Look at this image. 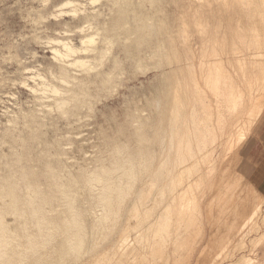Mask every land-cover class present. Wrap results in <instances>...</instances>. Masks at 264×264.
I'll use <instances>...</instances> for the list:
<instances>
[{
    "label": "rangeland",
    "instance_id": "1",
    "mask_svg": "<svg viewBox=\"0 0 264 264\" xmlns=\"http://www.w3.org/2000/svg\"><path fill=\"white\" fill-rule=\"evenodd\" d=\"M259 34H264V0H0V239L2 238L0 250L4 252L10 245L15 248L18 245L17 251L25 256L23 260H27L22 264H37L34 263V258L37 257L40 258L41 264H52L54 263L52 258L57 255L58 247L66 244L78 229L76 226L68 227L66 224L69 223L64 221L73 218L70 217L72 211L81 212L80 225L88 235L87 242L91 252L90 250L88 253L82 252L76 260L70 261L67 258L65 262L107 264L108 256L117 251V248L112 252L103 250L107 249L111 239L107 236L101 237L108 220L104 218L105 206L99 197V186L106 187L102 192L109 190L107 188L109 184L115 188V196H112L111 200L113 204L111 216L118 230L123 224L124 217L128 216V231L135 234L136 227L140 221L142 222L145 213L143 208L139 207L130 213L126 211L134 201L132 198L140 196L139 185L147 176L146 169L140 170L141 153L152 152L155 155L161 153L160 148H164L161 157L158 156L151 165L153 170L163 159L168 148V137L164 142L166 145L158 144L159 131L163 132L167 127L164 132L167 133L171 117L178 115L176 119L179 121L178 117L182 114L184 118L179 121H182V124L174 119L175 126L183 125L184 128L173 125L175 138L174 151L173 154L171 153L178 163L176 165H179V171L176 170L179 181H175L178 188L173 194L169 196L166 194V198L161 197L163 200L159 202L160 207L164 206L161 207L162 210L167 209L165 212L174 214L175 211H180L181 215L176 213L177 216L175 214L172 217L171 226L167 225L163 229V236L167 234L165 236L167 242L166 238L162 237L163 242L160 240L158 243L162 245L167 243L170 256L173 257L175 254L178 256L175 260L176 264L187 261L186 254H190L191 251L188 253V250L193 246L196 251L194 249L193 254L191 252L192 257L187 264H203L206 260H211L210 264L213 262L214 264H264L262 255L264 254V216H262L264 203L254 215L256 217L252 220L250 218L251 222L248 220L242 230L236 229L232 232V229H229V224L236 216L241 215L245 218L248 209L253 210L257 205L256 192L262 193L261 198H264V186H262L264 182L261 181L264 174L259 173V170L264 168V120L260 129L257 127L258 124L250 125L252 119L249 118L250 109L246 108V103L251 97L254 101L258 93L254 92L249 97V92H246L248 81L243 70L244 61V64L252 67V63L259 55L260 62L264 57L262 45L252 52L249 51L250 53L247 51L251 45L255 46ZM210 55L220 58L214 57L212 60ZM214 61L222 66L217 67L218 63L215 65ZM187 64L191 65L190 69L193 70L195 67L194 70L197 71L188 73L189 67L187 66V69L185 67ZM187 74L191 75L190 80ZM192 75L195 80L191 81ZM206 75L210 76V79ZM214 75L217 77L213 78ZM223 75L226 76L225 80L231 87L227 86L225 91H220L223 88ZM201 76L203 79L212 80L211 82L216 80L217 85L212 83L214 85L212 86L211 82H206L207 79L203 80ZM177 80L180 85L187 81V84L185 82L183 84L190 89H193L196 83L198 84L195 87L200 84L201 88L198 86L196 90H199L197 91L199 93L202 90L206 92L205 99L210 98L209 102L207 99L204 102L202 94L192 93L196 100L190 97V103H186L181 92L175 91L179 86ZM201 80L207 87L210 85L209 91ZM192 83L194 85H191ZM219 83L222 88L219 87ZM170 87L175 92L172 93ZM237 87L245 90L244 97L240 94L241 98L235 91ZM213 88L219 89L218 96L214 95L216 91L213 92ZM210 90L213 95H210L212 94ZM172 94L183 101L182 103L180 99L178 100L181 106L175 103L178 101ZM232 95L236 99L241 98L237 103L241 106L237 105L235 109L227 104L234 99ZM173 99L176 101L174 102ZM215 100L219 101L218 106L220 104L221 108L215 105ZM196 103H199L198 106ZM193 105L199 108V111ZM207 105H209V114L203 109ZM172 107L176 110H171ZM194 108L196 109L192 110ZM196 110L199 117L207 118L205 120H208L206 123L209 125L206 128L198 125L200 123L196 118ZM235 110L239 115L241 113L240 117ZM215 112H219L218 115ZM190 117H194L197 122L192 121V118L189 119ZM198 128L201 130L197 131ZM228 128L233 130L228 132ZM251 129L258 131L255 148L258 149L259 155L254 162L249 160V155L242 158L245 144L242 146L240 144L245 143ZM230 134L232 136H229ZM236 138L245 141L239 142ZM153 143L157 145L156 148ZM177 146L183 149L179 150ZM241 161L256 173L244 174V167L240 168L243 165ZM151 169L149 168V172ZM133 170L137 173L134 179H132ZM107 171H111L110 175H107ZM108 176L109 179L106 178ZM99 177L104 179L101 184L96 183ZM146 179V185L150 184L149 192H147L148 187L145 191L151 194L156 189V184L151 183L152 180L150 181L149 178ZM89 185H95L96 188L91 189ZM89 187L92 195L88 192ZM122 189H128V192L125 193L123 202L119 206ZM155 192L152 193V198L156 197ZM245 196L246 200H249L247 204H245ZM115 197L118 200L114 199ZM250 197H253L252 201ZM209 215L215 216L213 221L215 223L211 222V224H215L217 236L213 235L210 242L209 248L212 252L201 255L199 252L206 243V237L197 239L196 226H193V222L205 224L206 229L205 218L210 217ZM178 223L181 225L175 229L172 224ZM185 224H188V227L191 225V232ZM10 238L13 241H10ZM170 238L172 241L168 240ZM185 239L188 240V244L184 243ZM180 241L183 244H180ZM191 241L199 243L200 246L193 243L194 245L190 247ZM257 243L263 245L259 246ZM251 247H255V250L251 251L253 250ZM172 249L175 253H172ZM87 254H90L89 257ZM148 257L153 258L151 254ZM3 261L5 262L0 258V264H8Z\"/></svg>",
    "mask_w": 264,
    "mask_h": 264
},
{
    "label": "bare ground",
    "instance_id": "2",
    "mask_svg": "<svg viewBox=\"0 0 264 264\" xmlns=\"http://www.w3.org/2000/svg\"><path fill=\"white\" fill-rule=\"evenodd\" d=\"M132 12V11H131ZM126 20V19H125ZM118 22V21H117ZM122 24V23H121ZM129 24V23H128ZM123 25V24H122ZM202 27H204V26H202ZM117 28V27H116ZM199 28V27H198ZM115 29V28H114ZM126 28H124V30H125ZM148 29V28H147ZM202 30V29H201ZM148 31V30H147ZM204 31V30H203ZM201 32V31H200ZM129 34V33H128ZM202 35V34H201ZM200 35V36H201ZM207 35H208V33H207ZM257 36V35H256ZM259 36H260V38H259ZM240 37V36H239ZM170 38V37H169ZM204 38V37H203ZM206 38V37H205ZM257 39V40H256ZM255 40H256V42H255V46L254 45H251L248 49H247V51L249 52H252L254 49H256V48H258L260 45H262V46H264V34H259L258 35V37L256 38ZM133 40V39H132ZM203 41V40H202ZM217 41V40H216ZM233 41V40H232ZM164 42V41H163ZM213 44V43H212ZM248 44V43H247ZM65 46V45H64ZM246 47V46H245ZM65 48V47H64ZM67 48V47H66ZM260 48V47H259ZM204 49V48H203ZM233 49V48H232ZM235 49V48H234ZM209 50V49H208ZM213 50H215V49H213ZM69 51V50H68ZM67 51V52H68ZM204 51H206V50H204ZM223 51V50H222ZM225 51V50H224ZM73 52V51H72ZM249 52V53H250ZM256 52V51H255ZM70 53V52H69ZM73 53H75V52H73ZM213 53V52H212ZM216 53V52H215ZM242 53V52H241ZM184 54V53H183ZM186 54V53H185ZM222 54V53H221ZM227 54V53H226ZM64 55V54H63ZM176 55V54H175ZM187 55H189L188 54V52H187ZM206 55H208V54H205V56ZM213 55V54H212ZM212 55H210L209 57H211ZM215 55V54H214ZM217 56H218V53L216 54ZM62 56V55H61ZM184 56H186V55H184ZM256 56V55H255ZM258 56V55H257ZM260 56V55H259ZM257 57V59H255L254 60V63H252V67H248V65H246V64H244V62H243V70H244V76L247 78V81H248V84H247V86H248V91H246V92H249V94H250V96L249 97H251L252 95H253V93L254 92H256V93H258L257 94V97L255 98V100L253 101V99H252V97H251V99L249 100V102L248 103H246V108L247 109H250V114H249V116L251 115V117H249V118H251L252 119V121H251V123H250V125H253V124H256V122L260 119V117L262 116V114L264 113V60H263V58L261 59V62L259 61L260 59H258V58H260V57ZM67 57V56H66ZM176 57V56H175ZM187 57H189V56H187ZM214 57L215 58H217V59H219L220 57H216V56H212L211 57V59L213 60L214 59ZM227 57V56H226ZM262 57V56H261ZM177 58V57H176ZM186 58V57H185ZM233 58V57H232ZM242 58V57H241ZM63 59V58H62ZM67 59V58H66ZM187 60H188V58H186ZM192 59H193V57H192ZM223 59V58H222ZM240 59V58H239ZM244 59V58H243ZM69 60V57H68V59H67V61ZM190 60H191V58H190ZM206 60V59H205ZM221 60V59H220ZM219 60V61H220ZM234 60V59H233ZM61 61V60H60ZM66 61V60H65ZM64 61V62H65ZM176 61V60H175ZM217 61V60H216ZM224 61V60H223ZM223 61H222V63H223ZM251 61V60H250ZM256 61V62H255ZM209 62H210V60H209ZM212 62V61H211ZM227 62V61H226ZM239 62V61H238ZM248 62V61H247ZM180 63H182V62H180ZM186 63H187V61H186ZM195 63V62H194ZM216 63H218V62H216ZM216 63H215V61H214V64L216 65ZM221 63V62H220ZM192 65H193V63H191ZM183 65V64H182ZM199 65H200V63H199ZM212 65V64H211ZM218 65H219V63L217 64V67H218ZM251 65V64H250ZM187 66H188V64L187 65H185V67H186V69H187ZM189 66H191V65H189ZM188 66V67H189ZM194 66V65H193ZM208 66H210V64L208 65ZM219 66H222V65H219ZM223 66H224V64H223ZM199 68H200V66H198ZM183 68H184V66H183ZM190 68H192V67H189L188 68V73H190L189 71H192L191 73H193V71H197V70H194V68H193V70L192 69H190ZM203 68V67H202ZM220 68V67H219ZM224 69H226L225 67H223ZM230 68V67H229ZM212 69H213V67H212ZM239 69H241V67H239ZM181 70L183 71V69L181 68ZM211 70V69H210ZM227 70V69H226ZM199 71V70H198ZM205 71H207V70H205ZM209 71V70H208ZM212 71V70H211ZM215 71H216V69H215ZM221 71V70H220ZM173 72V71H172ZM175 72V71H174ZM173 72V73H174ZM200 72H202V70L200 71ZM199 72V73H200ZM218 72V71H217ZM224 72V71H223ZM243 72V71H242ZM182 73V72H181ZM205 73V72H204ZM206 73H208L209 75H210V73L209 72H206ZM211 73H213L214 74V72L212 71ZM219 73H221V72H219ZM219 73H217V76H218V74ZM226 73H228V71H226ZM230 73V72H229ZM183 75H184V73H182ZM182 74H181V76H182ZM224 74V73H223ZM234 74H236V73H234ZM172 75V74H171ZM187 75H189V74H187ZM197 75V74H196ZM199 75H201V74H199ZM202 75H203V73H202ZM177 76V75H176ZM180 76V77H181ZM190 76L191 75H189L188 77V79L190 80ZM194 76H195V74H194ZM207 76V78L208 79H210L209 77H208V75H206ZM215 76V75H214ZM213 76V78H216L217 76H215L214 77ZM236 77H237V75H236ZM169 78V77H168ZM175 78V79H174ZM174 78H173V80L175 81L176 80V77L174 76ZM177 78H178V76H177ZM186 78V77H185ZM192 78H193V75H192ZM199 78H200V76H199ZM207 78H202V76H201V79H203V80H206ZM212 78V77H211ZM212 78V79H213ZM239 78V77H238ZM180 79V78H179ZM181 79H183V77H181ZM195 79H196V76H195ZM194 78L193 79H191V81L192 80H195ZM207 79V80H208ZM218 79V78H217ZM226 76L225 75H223V80H222V82H223V88L221 87V84H220V88H222V89H220V91H225V89H226V87L227 86H230V84L229 83H227L226 82ZM237 79V78H236ZM241 79V78H240ZM171 80V79H170ZM183 80H185V79H183ZM197 80V79H196ZM200 80V79H199ZM203 80H201V81H203ZM206 80V82H211L212 80H208L207 81ZM213 80H215V79H213ZM219 80V79H218ZM172 81V80H171ZM200 81V82H201ZM234 81V80H233ZM244 81V80H243ZM170 82V81H169ZM178 84H179V80H177L176 81ZM176 82H175V87H176ZM185 82V81H184ZM184 82H182L181 83V85L179 84V86L177 87V89H175V91H180L181 92V96L183 97V99L184 100H186V103H190L189 101H191V100H189L190 99V97H192V98H194L193 96H192V93L193 94H198V95H201L202 94V96L201 97H203V99H204V102H205V100L207 99H205V96H206V92H203V90L201 91V93H199V92H197V91H199V90H196V88L199 86L200 87V84L197 86V87H195L198 83H196V81H195V83H196V85L193 87V89H190V87L189 86H187V85H185V84H183ZM187 82V81H186ZM185 82V83H186ZM197 82H198V80H197ZM199 82V83H200ZM204 82V81H203ZM203 82H201V83H203ZM215 82H216V80H215ZM215 82H211V85H212V83L216 86L217 84L215 83ZM219 82V81H218ZM171 83V82H170ZM231 84H232V82H230ZM169 84V83H168ZM173 84V83H172ZM187 84V83H186ZM206 87H207V85H206V83L204 82L203 83ZM207 84H209V83H207ZM240 84H241V82H240ZM245 84V83H244ZM191 85H194L193 83L191 84ZM204 85H202L203 87H204ZM214 85H212V86H214ZM233 85H234V83H233ZM237 85V84H236ZM243 85V84H242ZM241 85V86H242ZM210 85H208V87H209ZM237 86H239V85H237ZM172 87V86H171ZM170 87V88H171ZM207 87V90L209 91V88ZM231 87V86H230ZM229 87V88H230ZM246 87V86H245ZM164 88V87H163ZM173 88V87H172ZM171 88V89H172ZM201 88V87H200ZM199 88V89H200ZM212 88V87H211ZM210 88V89H211ZM216 88V87H215ZM215 88H213L212 90H213V92L214 91H216L215 92V94L214 95H219L220 94V92L218 91L219 89H216V90H214ZM232 88H233V86H232ZM171 89H169V92H170V90ZM206 89V88H205ZM235 88H233V90H234ZM232 90V89H231ZM233 90L231 91V92H233ZM172 91H174L173 89L171 90V92ZM174 91V92H175ZM192 91V92H191ZM211 91V90H210ZM235 91H237L238 92V94H239V96L242 98V96L240 95V94H242L243 95V97L245 96V94H244V91H243V89H241V88H239V87H237V89L235 90ZM234 91V92H235ZM165 92V91H164ZM179 92V93H180ZM197 92V93H196ZM229 92H230V90H229ZM173 93V92H172ZM209 93V92H208ZM210 93H212V91L210 92ZM209 93V94H210ZM176 94H177V92H176ZM225 94V93H224ZM226 94H227V91H226ZM248 94V93H247ZM166 95V94H165ZM172 95H174V97L176 96L175 94H172ZM197 95V96H198ZM210 95H213V93L212 94H210ZM235 95H236V93H235ZM178 96V95H177ZM208 96V95H207ZM226 96V95H225ZM228 96V95H227ZM226 96V97H227ZM233 96V95H232ZM171 97V96H170ZM180 97V96H179ZM181 97V98H182ZM214 97V96H213ZM212 97V98H213ZM221 97V96H220ZM240 97H238V99H236L234 96L232 97V98H234V99H232L231 101H226L227 102V104H230V106H231V108L232 109H235L236 108V106L237 105H240V104H237L238 103V100L239 101H241V98ZM248 97V96H247ZM247 97H246V100H247ZM254 97V96H253ZM175 98H177V97H175ZM191 98V99H192ZM219 98V97H218ZM222 98V97H221ZM229 98H230V96H229ZM172 99V98H171ZM180 99V98H179ZM178 98L176 99L177 101L179 100ZM210 99V98H209ZM209 99H207V102H209L208 100ZM225 100L227 99V98H224ZM236 99V100H235ZM158 100V99H157ZM170 100V98L168 99V101ZM174 100V99H173ZM176 100H174V102L176 101ZM181 100V99H180ZM179 100V101H180ZM196 99L194 98V101H195ZM175 102V103H178V104H180V102H182L183 103V101L181 100L180 102ZM210 101H213V100H210ZM173 102V103H174ZM197 102V101H196ZM246 102V101H245ZM169 103V102H168ZM210 103H212V102H210ZM215 105L217 106V107H220V104H219V106H218V103H219V101H217V100H215ZM221 103V102H220ZM240 103V102H239ZM242 103V102H241ZM161 104V103H160ZM165 104V103H164ZM197 104V106H198V104L199 103H196ZM209 104V103H208ZM214 104V103H213ZM244 104V103H243ZM157 105V104H156ZM171 105V104H170ZM175 105V104H174ZM173 105V106H174ZM183 106H184V104H182ZM206 105V104H205ZM214 105V106H215ZM168 106H169V104H168ZM176 106H177V104H176ZM175 106V107H176ZM180 106H181V104H180ZM180 106H178V107H180ZM182 106V107H183ZM189 106V105H188ZM194 107H196L195 105H193ZM204 106V105H203ZM202 106V107H203ZM208 106L209 105H207V106H205L203 109H205L204 111H205V113L206 114H209V111H208ZM211 106V105H210ZM215 106V107H216ZM241 106V105H240ZM159 107V106H158ZM171 107V106H170ZM185 107V106H184ZM183 107V108H184ZM187 107V106H186ZM199 107H200V105H199ZM201 107V108H202ZM229 107V106H228ZM182 108V109H183ZM189 108H190V106H189ZM189 108H187L188 110H189ZM193 108V107H192ZM197 108V107H196ZM196 108H194V109H192V110H195ZM211 108H212V106H211ZM221 108V107H220ZM241 107H239V109H240ZM168 109V108H167ZM173 109V107L171 108V110ZM175 109V108H174ZM173 109V110H174ZM180 109V108H179ZM178 109V110H179ZM198 109V111H199V108H197ZM218 109V108H217ZM216 108H215V110H217ZM242 109H243V107H242ZM245 109V108H244ZM246 109V110H247ZM169 110V109H168ZM176 110V109H175ZM181 110V109H180ZM180 110H179V112H180ZM184 110H185V108H184ZM187 110V111H188ZM212 110H213V108H212ZM231 110V109H230ZM238 110V109H237ZM245 110V111H246ZM191 111V110H190ZM214 111V110H213ZM212 111V112H213ZM233 111V110H232ZM169 112V111H168ZM172 112V111H171ZM171 112H169V113H171ZM174 112V111H173ZM177 112V111H176ZM181 112H182V110H181ZM185 112V111H184ZM195 111H193V113H194ZM208 112V113H207ZM211 112V111H210ZM230 112V111H229ZM235 112H236V110H235ZM192 113V112H191ZM197 110H196V115H197ZM216 113V112H215ZM218 113L219 112H217L216 114L218 115ZM226 113V112H225ZM234 113V112H233ZM237 113V112H236ZM236 113H235V115H236ZM240 113V112H239ZM246 113V112H245ZM174 114H177V113H174ZM189 114V116H190V113H188ZM213 114H214V112H213ZM232 114V113H231ZM238 114V113H237ZM166 115V114H165ZM169 115V114H168ZM172 114H170V116H171ZM181 115V117L179 118L178 117V119H179V121H180V119L183 117V115L182 114H180ZM186 115V114H185ZM194 115V114H193ZM192 114H191V116H193ZM220 115H222V114H220ZM219 115V116H220ZM239 115V114H238ZM237 115V116H238ZM244 115H246V114H244ZM243 115V116H244ZM167 116V115H166ZM178 116V115H177ZM177 116L176 117H171V122L170 121H168V122H170L169 123V130L167 131V133H164L165 132V130L167 129V127H165L164 128V130H163V132H160L159 131V137L157 138V141H158V144L161 146V144L163 145V143L165 142V139H167V137H168V148H167V150H166V152H165V154H164V156H163V159L162 160H160V163L152 170L151 169V165L152 164H154L155 163V160H156V158L158 157V158H160L161 157V154L164 152V148H160V149H162V150H160L161 151V153H158V154H155V155H153V153L152 152H150V154H148V153H146V152H142L141 154V163H140V170L142 171V170H145L146 169V172H147V176L145 177V180H147L146 178H149V180L151 181V183H155L156 185H155V188L156 189H154V191L152 192V193H154L155 191V193H156V197L154 196V198H152L153 196H152V193L150 194V193H147V192H149V184L150 183H148L147 185H146V182H145V180L143 179L142 180V182L140 183V189H139V191H140V196L139 197H137V198H132V199H134V201H132V203H131V206L127 209V213H130L131 211H133V210H135V209H137L138 207L139 208H143V211H144V213H142V214H144V217H143V219H142V222L140 221V220H138V223H139V221H140V223H139V225L136 227L137 228V232H136V230H135V234H132V233H130L129 231H128V216L126 217H124V219H123V224L121 225V228H120V230H118L117 228H118V226L116 227V222L114 221V219H113V217L111 216V212H113V204H112V202H111V200L113 199L112 198V196H115V193H114V189L115 188H113V186H111L109 183V185H108V187L107 188H109V190L108 191H103L102 192V190L103 189H105L106 187H104V186H99V187H97V188H99V192H100V195H99V197H101L100 198V200H102L103 202H104V206H105V215H104V218L106 219L107 218V220H108V222H106L105 223V225H104V228H105V231L103 232L104 234H103V236H101V235H99V236H101V237H108V239H111L110 240V242H109V244H108V247H107V249H103V250H106V252H112V251H114L113 249L114 248H117V251H115L114 253H112V255L109 253V255H111V256H108L109 258H108V260L106 261L107 262V264H176V262H175V260H177V258H178V256L175 254V256H170V252H169V248H168V246H167V238L165 237V236H163V229H165L166 227H167V225H170L171 226V224L170 223H172V217H174V215L177 213V214H179V216L181 215V212L179 211H175V210H173V211H175L176 213H168V211L167 212H165V209L164 210H162L161 209V207H164V206H161L160 207V203L159 202H161L163 199L162 198H164L165 197V195L167 194L168 196L170 195V194H173L174 192H175V190L178 188H176V186H177V183H175V181H179L178 179H177V171L176 170H178V166L179 165H176V161L174 160L175 158H173L171 155L173 154V152L172 151H174L173 149H174V138H175V133H174V129H173V127L175 126V124H174V119H176L177 118ZM241 116V113H240V115H239V117ZM195 117V116H194ZM194 117H190L189 119H191L192 118V121H195V122H197L195 119H194ZM222 117V116H221ZM248 117V116H247ZM169 118V117H168ZM184 118V117H183ZM186 118V117H185ZM196 118L199 120V123L200 124H198V125H200V127H207L208 125H207V121L205 120V119H207V118H201V117H199L198 115L196 116ZM218 118V117H217ZM224 118V117H223ZM226 118H228V117H226ZM230 118V117H229ZM231 118H233V117H231ZM235 118V117H234ZM248 118V119H249ZM165 119V118H164ZM194 119V120H193ZM235 119H237V118H235ZM182 120V119H181ZM185 120H187V119H185ZM221 120V119H220ZM231 120H233V119H231ZM239 120V119H238ZM175 121H178L177 119L175 120ZM178 121V122H179ZM184 121V120H183ZM189 121V120H188ZM201 121H202V123H201ZM210 121V120H209ZM240 121V120H239ZM248 121V120H247ZM178 122H176V123H178ZM182 122V121H181ZM181 122H179L180 124H182ZM184 122H186V121H184ZM194 122V123H195ZM217 122H218V120H217ZM143 123V122H142ZM179 123H178V125H179ZM190 123H191V121H190ZM231 123V122H230ZM238 123V122H237ZM141 124V123H140ZM187 124H188V122H187ZM196 124V123H195ZM228 124V123H227ZM174 125V126H173ZM231 125V124H230ZM233 125H235V123L233 124ZM241 125V124H240ZM165 126V125H164ZM176 126H177V124H176ZM175 126V127H176ZM185 126V125H184ZM191 126H194V124H191ZM197 126V125H196ZM226 126V125H225ZM228 126V125H227ZM232 126V125H231ZM246 126V125H245ZM177 127H179V128H181L182 129V127H183V125L182 126H177ZM189 127V126H188ZM199 127V126H198ZM238 127V126H237ZM251 126H249V128H250ZM253 127V126H252ZM179 128H177V130H179ZM184 128V127H183ZM192 128V127H191ZM196 128V127H195ZM162 129V128H161ZM180 129V130H181ZM187 129V128H186ZM193 129V128H192ZM225 129V128H224ZM201 129H197V131H200ZM226 130H227V128H226ZM229 130H233V129H230V128H228V132H229ZM242 130H243V128H242ZM244 130H246V129H244ZM186 131L187 130H185V133H186ZM203 131V130H202ZM247 131V130H246ZM180 132V131H179ZM232 132H234V131H232ZM238 132H239V130H238ZM250 132V131H249ZM133 133H136V132H133ZM132 133V134H133ZM184 133V132H183ZM237 133V132H236ZM167 134V135H166ZM187 134H188V132H187ZM227 134V133H226ZM239 135H240V132L238 133ZM243 134V133H242ZM238 135V136H239ZM244 135V134H243ZM137 136V135H136ZM181 136H183V135H181ZM228 136V135H227ZM229 136H232L231 134L229 135ZM242 136V135H241ZM246 136V135H245ZM140 137V136H139ZM179 137V136H178ZM196 137H198L197 136V134H196ZM199 137H201V136H199ZM142 138V137H141ZM140 138V139H141ZM148 138V137H147ZM181 138V137H180ZM184 138H186V137H182V139H184ZM246 138V137H245ZM134 139V138H133ZM187 139V138H186ZM231 139V138H230ZM237 139V138H236ZM198 140V139H197ZM203 140V139H202ZM238 140V139H237ZM240 140H244V139H240ZM240 140H238L239 142H240ZM143 141V140H142ZM192 141V140H191ZM229 141V140H228ZM245 141V140H244ZM237 142V141H236ZM144 143V142H143ZM149 143H150V141H149ZM181 142H179V144H180ZM198 143V142H197ZM233 143V142H232ZM243 143V142H242ZM240 143L241 144V146L242 145H244L245 143ZM146 144H148V143H146ZM165 145H166V143H164ZM178 144V146H180ZM191 144V143H190ZM201 144H203V142L201 143ZM238 144V143H237ZM236 144V145H237ZM123 145V144H122ZM152 145H156L155 143H153ZM127 146V145H126ZM164 146V145H163ZM177 146V148L179 149V147ZM194 146V145H193ZM240 146V147H241ZM117 147V146H116ZM148 147V146H147ZM157 147V145L155 146V148ZM181 147V146H180ZM197 147H198V145H197ZM151 148H153V147H151ZM166 148V147H165ZM199 148V147H198ZM126 149H127V147H126ZM130 149V148H129ZM144 149V148H143ZM178 149H177V152H178ZM181 150L183 149V147L182 148H180ZM179 149V150H180ZM202 148H200V150H201ZM205 149V148H204ZM117 151H118V149H116ZM133 150V149H132ZM186 150V149H185ZM141 151H142V149H141ZM144 151H145V149H144ZM176 151V150H175ZM204 151V150H203ZM128 152V151H127ZM156 152V151H155ZM195 152V151H194ZM172 153V154H171ZM243 153V152H242ZM178 154V153H177ZM196 154V153H195ZM118 155H120L119 153H118ZM174 155H175V153H174ZM180 155V154H179ZM237 155H239V154H237ZM129 157H130V154H129ZM128 157V158H129ZM175 157V156H174ZM180 158H181V156H179ZM178 157V158H179ZM239 156H237V158H238ZM177 158V157H176ZM177 158V159H178ZM183 158V157H182ZM191 158V157H190ZM180 160V159H179ZM237 160H240V159H237ZM175 161V162H174ZM192 161V160H191ZM236 161V160H235ZM158 162H159V160H158ZM157 162V163H158ZM240 162V161H239ZM242 162V161H241ZM243 163V162H242ZM246 163V162H245ZM178 164V163H177ZM194 164V163H193ZM238 164V163H237ZM183 165V164H182ZM185 165V164H184ZM111 166H113V165H111ZM192 167V166H191ZM242 167H244V163H243V165L240 167L241 169H242ZM121 168V167H120ZM138 168V167H137ZM149 168L151 169V171L149 172ZM122 169V168H121ZM187 169V168H186ZM212 169H213V167H212ZM234 169V168H233ZM194 170V169H193ZM232 170V169H231ZM135 171H137V170H135ZM179 171V170H178ZM180 171H182V170H180ZM234 171V170H233ZM102 172V171H101ZM110 172L111 171H107V175H110ZM193 172V171H192ZM59 173V172H58ZM180 173V172H179ZM259 173H261V174H264V168H262V169H260L259 170ZM184 174V173H183ZM92 175V174H91ZM45 176V175H44ZM100 176V175H99ZM135 176H137V173L136 172H134V170H133V172H132V179H134L133 177H135ZM180 176H181V173H180ZM220 176V175H219ZM218 176V177H219ZM262 176V175H261ZM175 177H176V179H175ZM228 177V176H227ZM24 178V177H23ZM106 178H108L109 179V176L108 177H106ZM179 178V177H178ZM229 178V177H228ZM233 178V177H232ZM236 178L237 177H235L234 178V180H236ZM262 178V177H261ZM58 179V178H57ZM136 179V178H135ZM184 179V178H183ZM28 180V179H27ZM193 180V179H192ZM25 181V180H24ZM50 181V180H49ZM104 182V179H102V177H99V178H97L96 179V183L98 184H101L100 182ZM141 181V180H140ZM139 181V182H140ZM181 181V180H180ZM227 181V180H226ZM262 182H264V178L261 180ZM52 182V181H51ZM145 182V183H144ZM195 182V181H194ZM199 182V181H198ZM54 183V182H53ZM179 183V182H178ZM225 183V182H224ZM137 184V183H136ZM187 184V183H186ZM138 185V184H137ZM153 185V184H152ZM151 185V186H152ZM14 186V185H13ZM90 186V185H89ZM180 186V185H179ZM190 186V185H189ZM262 186H264V184H262ZM16 187V186H15ZM91 187V189H93V188H96V186L95 185H91L90 186ZM90 187L88 188L89 190H88V192L89 191H91L90 190ZM148 187V190H147V192L145 191L146 190V188ZM187 187V186H186ZM185 187V188H186ZM234 188H236V186H234ZM228 189H229V187H228ZM223 190H224V188H223ZM238 190V189H237ZM145 191V192H144ZM187 191V190H186ZM98 192V193H99ZM121 192H123V194L121 193V195H120V197H119V200H120V202L118 203L117 201V203L119 204V206H121V204H122V202H123V197H124V195H125V193L126 192H128V189L127 190H124V189H122V191ZM224 192V191H223ZM227 192V191H226ZM28 193V192H27ZM56 193H57V191H56ZM56 193H54V194H56ZM65 193V192H64ZM90 193V192H89ZM108 193V194H107ZM181 193V192H180ZM14 194V193H13ZM66 194V193H65ZM91 195H92V192L90 193ZM132 194V193H131ZM186 194V193H185ZM201 194V193H200ZM261 194L262 193H258V192H256L255 193V195L257 196L256 197V201H257V198H258V203H257V205H255V207L257 206V208H255L254 206V209L252 210V209H248V211H247V215H246V217L244 218L243 216H241V215H238V216H236L235 218H234V221L233 222H231V224H229V229H232V232L234 231L235 232V230L236 229H240V230H242L245 226H246V223L248 222V220H249V222H251L250 221V218H251V220L252 219H254V217H256V216H254L255 214H257V211H259V208L261 207V204L262 203H264V198L262 199L261 198ZM61 195V194H60ZM96 195V194H95ZM154 195V194H153ZM181 195V194H180ZM183 195V194H182ZM190 195V194H189ZM248 195H250V194H248ZM252 195V194H251ZM253 195H254V193H253ZM64 196V195H63ZM66 196V195H65ZM174 196V195H173ZM247 196V195H246ZM246 196H245V201H246V203L245 204H247V202L249 201V200H246ZM47 197H48V195H47ZM70 197V196H69ZM162 197V198H161ZM152 198V199H151ZM166 198V197H165ZM173 198V197H172ZM247 198H248V196H247ZM253 198V197H252ZM252 198L250 197V201H252ZM95 199V198H94ZM114 199H116V200H118V198H114ZM162 199V200H161ZM13 200V199H12ZM64 200V199H63ZM97 200V199H96ZM169 200H171L170 198H169ZM173 200V199H172ZM175 200V199H174ZM254 200V199H253ZM60 201H62L61 199H60ZM67 201V200H66ZM70 201V200H69ZM151 201H152V203H151ZM197 201V200H196ZM16 202V201H15ZM126 202H128V200L126 201ZM125 202V203H126ZM172 202V201H171ZM67 203H69V202H67ZM175 203V202H174ZM196 203V202H195ZM249 203V202H248ZM251 203V202H250ZM254 203H255V201H254ZM71 204V203H70ZM166 204V203H165ZM128 205V204H127ZM162 205V204H161ZM167 205V204H166ZM171 205V204H170ZM250 205V204H249ZM248 205V206H249ZM252 205V204H251ZM36 206V205H35ZM70 206V205H69ZM73 206V205H72ZM90 206V205H89ZM103 206V205H102ZM124 206V205H123ZM247 206V207H248ZM263 206V205H262ZM5 207V206H4ZM15 207V206H14ZM64 207V206H63ZM166 207V206H165ZM168 207H170V206H168ZM167 207V208H168ZM172 207V206H171ZM250 207V206H249ZM252 207V206H251ZM125 208V207H124ZM174 208V207H173ZM191 208V207H190ZM244 208H246V205L244 206ZM22 209V208H21ZM56 209V208H55ZM76 209H77V207H76ZM175 209V208H174ZM15 210H17V209H15ZM14 210V211H15ZM73 210V209H72ZM167 210V209H166ZM191 210V209H190ZM246 210V209H245ZM245 210H243L244 212H245ZM12 211V210H11ZM50 211V210H49ZM120 211V210H119ZM118 211V212H119ZM137 211V210H136ZM135 211V212H136ZM139 211V210H138ZM145 211H147V212H145ZM243 211H241V212H243ZM16 212V211H15ZM42 212V211H41ZM104 212V211H103ZM125 212V213H126ZM135 212H133V213H135ZM170 212V211H169ZM212 212V211H211ZM68 213V212H67ZM81 213V212H80ZM79 212H71V215L72 216H70V212H69V216L70 217H73V218H71L70 220H68V218H67V220L68 221H64V222H67V223H69V225L68 224H66L68 227H71V226H76L78 229H77V232L76 233H74L73 234V237H71L70 238V240H68L67 241V243L66 244H62L61 246H59L58 247V253H57V255L54 257V258H52L53 259V262L54 263H52V264H55V263H61V262H63V263H66L65 261H66V259L67 258H69L70 259V261H72V260H76L77 259V257L80 255V253H88V251L90 250V246H88V235L86 234V232L83 230V228L81 227V223H82V221H81V218H80V214ZM237 213V212H236ZM27 214V213H26ZM61 214V213H60ZM132 214V213H131ZM140 214V213H139ZM177 214H176V216H177ZM239 214H240V212H239ZM242 214V213H241ZM245 214V213H244ZM244 214H242V215H244ZM20 215V214H19ZM67 215V216H68ZM123 215V214H122ZM183 215V214H182ZM66 216V217H67ZM134 216H135V214H134ZM134 216H133V218H134ZM210 216V215H209ZM258 216V215H257ZM259 216H261V215H259ZM262 216H264V215H262ZM24 217V216H23ZM140 217V216H139ZM208 217V216H207ZM215 216H210V217H208V218H205L206 220H205V222H206V229H205V224L203 225V224H198V222H197V224L195 223V222H193V220H192V222L194 223V225L193 226H196L195 228H196V232H195V236L197 237V239L199 238V240L200 239H205V237H206V243H205V245H203L204 247H203V249H201L200 250V254L202 255H204V254H208L209 252H212V249H210L209 247H210V242H211V240H212V237H213V235H215V236H217V234H216V230H215V224L214 225H212L211 224V222H213L214 220H215V218H214ZM253 217V218H252ZM102 218V217H101ZM132 218V219H133ZM138 218V217H137ZM177 218V217H176ZM191 218H193V217H191ZM200 218V217H199ZM98 219V218H97ZM97 219H95V220H97ZM103 219V218H102ZM131 219V220H132ZM135 219V218H134ZM139 219V218H138ZM188 219V218H187ZM257 219V218H256ZM259 219V218H258ZM257 219V220H258ZM262 219V218H261ZM176 220V219H175ZM178 220H179V217H178ZM256 220V221H257ZM62 221H63V219H62ZM61 221V222H62ZM100 221V220H99ZM122 221V220H121ZM133 221V220H132ZM187 221V220H186ZM194 221H196V220H194ZM240 221H243L242 223L240 222ZM261 221V220H260ZM97 222V221H96ZM135 222H136V220H135ZM184 222V221H183ZM262 222H263V219H262ZM98 223V222H97ZM130 223V222H129ZM175 223V222H174ZM191 223V222H190ZM189 223V224H190ZM213 223H215V222H213ZM21 224V223H20ZM119 224H120V222H119ZM118 224V225H119ZM134 224V223H133ZM132 224V225H133ZM180 225L181 224H172V226H174V228L176 229V227L178 228V227H180ZM186 225V224H185ZM188 225V224H187ZM186 225V226H187ZM262 225H263V223H262ZM120 226V225H119ZM135 226V225H134ZM217 226V225H216ZM251 226H252V224H251ZM66 227V226H65ZM67 227V229H69ZM80 227V228H79ZM183 227V226H182ZM185 227V226H184ZM188 227V226H187ZM186 227V228H187ZM190 227H191V225H190ZM190 227H188L190 230V232H191V228ZM255 227V226H254ZM3 228H5V227H3ZM104 228H103V230H104ZM133 228V227H132ZM172 228V227H171ZM242 228V229H241ZM117 229V230H116ZM135 229V228H134ZM168 229H170V228H168ZM181 229V228H180ZM180 229H177V230H180ZM225 229V228H224ZM259 229V228H258ZM3 230V229H2ZM5 230H7V229H5ZM9 230V229H8ZM28 230V229H27ZM74 230H76L75 228H74ZM129 230H130V228H129ZM133 230V229H132ZM131 230V231H132ZM143 230H145V231H143ZM223 230V229H222ZM245 230H246V228H245ZM256 230V229H255ZM254 230V231H255ZM22 231V230H21ZM244 231V230H243ZM242 231V232H243ZM4 232V231H3ZM14 232V231H13ZM19 232V231H18ZM65 232V231H64ZM75 232V231H74ZM187 232V231H186ZM194 232V231H193ZM221 232V231H220ZM245 232V231H244ZM243 232V233H244ZM130 233V234H129ZM133 233H134V231H133ZM241 233V232H240ZM257 233V232H256ZM170 234H172L171 232H170ZM223 234V233H222ZM231 234V233H230ZM229 234V235H230ZM233 235V234H232ZM231 235V236H232ZM244 235V234H243ZM9 236V235H8ZM69 236H70V234H69ZM171 236V235H170ZM169 236V237H170ZM235 236V235H234ZM241 237H242V234L240 235ZM264 236V235H263ZM10 237V236H9ZM98 237V236H97ZM101 237H99V239L101 238ZM162 237H165L166 238V245H162V243L160 244V243H158V242H160V240H162ZM172 237V236H171ZM184 237V236H183ZM188 237H190V236H188ZM222 237V236H221ZM261 237V236H260ZM129 238H131V239H129ZM178 238H180V237H178ZM186 238V237H185ZM217 238V237H216ZM215 238V239H216ZM229 238V237H228ZM233 238V237H232ZM231 238V239H232ZM264 238V237H263ZM2 239V238H1ZM0 239V240H1ZM9 239V238H8ZM164 239V238H163ZM174 239H176V237H174ZM174 239H173V241H174ZM184 239V238H183ZM188 239H190V238H188ZM12 239L10 238V241H11ZM168 240H171L172 241V239L170 238V239H168ZM181 240V239H180ZM186 240V242L184 241V243H187V239H185ZM193 240V239H192ZM264 240V239H263ZM3 241V240H2ZM13 241V240H12ZM16 241V240H15ZM61 241H63V240H61ZM65 241V240H64ZM170 241V245H171V242ZM177 241V240H176ZM196 241V240H195ZM205 241V240H204ZM1 242V241H0ZM108 242V241H107ZM162 242H163V240H162ZM169 242V241H168ZM181 242V241H180ZM179 242V243H180ZM199 242V241H198ZM259 242V241H258ZM3 243V242H2ZM14 243V242H13ZM12 243V244H13ZM27 243H29V242H27ZM62 243V242H61ZM190 243V242H189ZM191 246L190 247H192V245H194L193 243H195V242H193V241H191ZM203 243V244H204ZM212 243H213V241H212ZM263 243V242H262ZM11 244V243H10ZM18 244V243H17ZM21 244V243H20ZM23 244V243H22ZM177 244H178V242H177ZM180 244H183V242H181ZM188 244V243H187ZM195 244H197V243H195ZM199 244V243H198ZM197 244V245H198ZM256 244V243H255ZM260 244V243H259ZM258 243H257V245H259ZM7 245V244H6ZM55 245V244H54ZM168 245H169V243H168ZM185 245V244H184ZM196 245V246H197ZM202 245V244H201ZM213 245V244H212ZM263 245V244H262ZM262 245H259V246H262ZM18 246V245H17ZM17 246H16V248H15V246H13V245H10V247H8V245H7V250L5 251L4 250V252H2L1 250H0V258L3 260H5V262L6 263H8V264H22V262H24V260L22 259L23 258V256L22 255H20V251L18 250L17 251ZM20 246V245H19ZM56 246V245H55ZM173 246H175V245H173ZM178 246H179V244H178ZM181 246V245H180ZM198 246H200V245H198ZM252 246V245H251ZM258 246V247H259ZM170 247V246H169ZM172 247V246H171ZM187 247H189V245L187 246ZM194 247V246H193ZM191 248V250H188V253L191 251L192 252V254H193V252L194 251H196V249L195 248ZM257 247V246H256ZM175 250H176V248L175 247H173ZM184 248H185V246H184ZM253 247H251V249H252ZM255 248V247H254ZM253 248V250H251V251H254L255 249ZM181 249H183V248H181ZM189 249V248H188ZM195 249V250H194ZM198 249H200V248H198ZM52 250V249H51ZM116 250V249H115ZM174 250V251H175ZM184 250V249H183ZM187 250V249H186ZM194 250V251H193ZM211 250V251H210ZM172 251H173V249H172ZM172 252V253H175V252ZM177 251V250H176ZM181 251V250H180ZM179 251V252H180ZM198 251V250H197ZM214 251V250H213ZM90 252H91V250H90ZM89 252V253H90ZM100 252V251H99ZM98 252V253H99ZM187 252V251H186ZM191 252H190V254L189 255H187L186 254V258H185V260H190L191 258L190 257H192V254H191ZM262 252V251H261ZM95 253H97V252H95ZM101 253H102V251H101ZM177 253V252H176ZM264 253V252H263ZM8 254V255H7ZM22 254V253H21ZM151 254V256L153 257V258H149L148 257V255H150ZM219 254V253H218ZM10 255V256H9ZM36 255V254H35ZM90 255V254H89ZM89 255L87 254V256L89 257ZM98 255V254H97ZM96 255V256H97ZM263 256H264V254H262ZM261 255V256H262ZM8 256V257H7ZM39 256V255H38ZM104 256V255H103ZM105 256H106V254H105ZM104 256V257H105ZM207 256V255H206ZM28 257V256H27ZM86 257V256H85ZM87 257V258H88ZM95 257V256H94ZM103 257V258H104ZM209 257V256H208ZM24 258H25V256H24ZM34 258V257H33ZM49 258H51V257H49ZM74 258V259H73ZM83 258H84V256H83ZM83 258H81V259H83ZM91 259H92V254H91V257H90ZM107 258V257H106ZM180 258V257H179ZM198 258V257H197ZM200 258V257H199ZM202 258V257H201ZM204 258V257H203ZM257 258V257H256ZM263 258V257H262ZM34 259H35V261H34ZM33 259V261H34V263H37V264H39L40 263V258L39 257H37V258H34ZM52 259H50L49 261L51 262V260ZM80 259V260H81ZM150 259H152V261L150 260ZM209 259H210V257H209ZM224 259V258H223ZM80 260H79V262H80ZM85 260V259H84ZM88 260H90V259H88ZM103 260V259H102ZM173 261V262H170V261ZM202 259H200V261H201ZM253 262H254V260L253 259H251ZM257 260V259H256ZM263 260V259H262ZM26 262H27V260H25ZM57 261V262H56ZM187 261L185 262V263H183V264H187ZM203 261V260H202ZM211 260H206V262L204 263L203 262V264H210L211 262H210ZM219 261V260H218ZM221 261V260H220ZM251 261V262H252ZM4 262V261H3ZM4 262V263H5ZM25 262V263H26ZM30 262V261H29ZM28 262V263H29ZM49 262V263H50ZM2 263V262H1ZM33 263V262H32ZM67 263H68V261H67ZM66 263V264H67ZM76 263H78V262H76ZM75 263V264H76ZM84 263V262H83ZM82 263V264H83ZM196 263V262H195ZM249 263V262H248ZM41 264V263H40ZM51 264V263H50ZM74 264V263H73ZM98 264V263H97ZM197 264V263H196ZM213 264H214V262H213ZM257 264V263H256Z\"/></svg>",
    "mask_w": 264,
    "mask_h": 264
},
{
    "label": "crops",
    "instance_id": "3",
    "mask_svg": "<svg viewBox=\"0 0 264 264\" xmlns=\"http://www.w3.org/2000/svg\"><path fill=\"white\" fill-rule=\"evenodd\" d=\"M263 120H264V113L262 114L260 119L255 124V125L258 124L257 125L258 129H260V127L263 125ZM257 132L258 131L256 129L253 130V131L251 129L250 134H249L248 138L245 141V147H244L243 153H242V158L244 156L249 155L248 158H249V160L251 162H254L255 160H257L256 159L258 157L257 155H259L258 149L255 148V145L257 143V136H256ZM243 173L246 174V175L247 174H251L252 175V173H256V172H254L249 165H247V164L245 165L244 164Z\"/></svg>",
    "mask_w": 264,
    "mask_h": 264
}]
</instances>
